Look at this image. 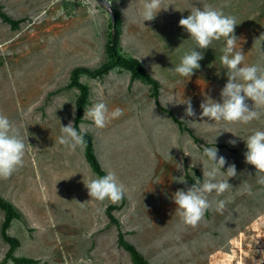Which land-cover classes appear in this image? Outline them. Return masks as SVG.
Returning <instances> with one entry per match:
<instances>
[{
  "label": "rangeland",
  "instance_id": "obj_1",
  "mask_svg": "<svg viewBox=\"0 0 264 264\" xmlns=\"http://www.w3.org/2000/svg\"><path fill=\"white\" fill-rule=\"evenodd\" d=\"M188 1L186 7L163 0L166 10H160L165 12L160 20L165 21L168 32L157 37L155 31L153 35L149 32L156 30L157 16L146 32L137 33L132 27L141 17L143 0H112L107 11L95 0L51 1L40 6L45 8L44 17L24 15L36 1L0 0V113L25 126L29 133L24 166L2 183L9 197L13 194L18 203L25 200L28 218L38 225L36 229L29 228L25 215L24 220L13 224L21 257L30 254L35 264H133L131 255L119 246L121 232L148 264H238L248 250V237L264 234V186L256 183L254 166L245 163L247 149L242 139L254 128L264 130V118L249 125L199 118V105L205 96L219 102L227 82L226 69L219 59L224 40L214 41L212 48L197 49L204 52V58L190 79L168 70L193 47L179 20L195 8L205 7L236 17L237 47L241 46L245 54L244 63L264 68V39L256 41L264 35V0ZM115 9L121 16L120 53L146 60L161 80L159 88L166 93L162 101L159 99L160 105L151 96V88L149 93L133 97L132 82L124 85L128 74L119 68L101 78L81 74V83L91 91L89 107L104 102L109 111L123 109V115L103 129H97L87 118L83 125L92 135L101 166L103 163L107 173H115L126 188L125 197L112 203L89 197L84 183L97 175L81 162L78 150L81 148L83 153V146L75 151L65 147L66 160H57L53 166L44 153L48 145L58 143L61 126L74 122L78 90L69 87L72 71L95 70L108 60L106 45ZM1 14L20 20L18 28L13 30ZM159 53L163 62L156 56ZM156 70L161 72L157 74ZM169 91H173L172 95ZM173 97L177 103L191 97L196 117H186L183 104L161 106ZM246 103L253 106L251 100ZM233 139L237 141L235 146L228 143ZM214 146L228 164H235L237 176L229 179L233 186L229 191L209 196L210 201H226L224 213H217L213 205L204 219L191 227L176 212L173 196L178 189L191 187L196 178L203 182V147ZM32 164L37 166L34 170L46 167V173L40 171L44 182L37 171L31 173ZM177 164H182V169ZM44 191L49 200L46 210L50 209L53 216L52 231L50 226L42 227L40 218ZM28 195L33 200L27 201ZM109 205L119 206L112 213L120 227L110 224L106 213ZM3 212L0 211V262L9 250L1 235ZM255 247L264 248V238Z\"/></svg>",
  "mask_w": 264,
  "mask_h": 264
},
{
  "label": "clouds",
  "instance_id": "obj_2",
  "mask_svg": "<svg viewBox=\"0 0 264 264\" xmlns=\"http://www.w3.org/2000/svg\"><path fill=\"white\" fill-rule=\"evenodd\" d=\"M111 4L112 0H105L103 9L107 11ZM162 4L163 0H143L140 9L143 22L153 21L161 9L166 10ZM236 25L238 23L235 16L212 7L195 8L186 18L179 20V26L189 34L193 47L183 54L177 65L168 69L173 74L190 79L195 71L201 68L199 62L204 58V52L197 51V49L206 50L212 48L214 41L224 40L219 59L222 68L226 69L227 82L220 91L219 102L206 95L200 103L199 107L202 111L199 118L201 120L207 118L211 122L249 125L253 121L264 118V111L260 110L264 109V68L244 63L245 54L241 46L237 47ZM261 39H264V35L256 41ZM248 100L253 102L252 107L246 103ZM167 103L185 105L184 115L186 117L197 115L191 97H183L179 103L173 97L165 105ZM122 115L123 109L116 108L109 111L104 102L94 103L84 111V117L91 120L97 129L107 127L113 119ZM22 127H24L23 134L21 133ZM61 133L57 142L70 151H75L85 144L83 125L78 131L74 123L69 121L67 126H61ZM28 136L29 133L25 126L11 121L6 115L0 113V179H9L24 166V158L29 145ZM242 139L247 149L244 153L245 163L254 166L257 174L256 183L264 186V130L254 128L246 138ZM228 143L235 146L237 141L233 139ZM202 156L206 158L205 163H202L203 182L196 178L191 187L187 190L178 189L173 196L176 212L183 223L191 227H196L213 205L217 213H224L226 201H210L209 196L213 193L221 196L229 191L233 187L229 179L237 176L235 164H228L224 156L218 155L217 147H203ZM226 164L228 167L223 170ZM177 165L182 169V164ZM84 184L89 197L95 201L109 200L117 203L126 195L125 186L118 182L113 172L96 176ZM248 192L251 195L250 188ZM261 238H264V234H254L248 237V250L241 255L238 264H264V248L255 247L259 245Z\"/></svg>",
  "mask_w": 264,
  "mask_h": 264
},
{
  "label": "trees",
  "instance_id": "obj_3",
  "mask_svg": "<svg viewBox=\"0 0 264 264\" xmlns=\"http://www.w3.org/2000/svg\"><path fill=\"white\" fill-rule=\"evenodd\" d=\"M5 23H8L13 30H16L21 23L20 20L11 19L6 14H1ZM109 39L106 45V54L108 60L100 68L95 70H89L86 68H75L72 71L69 87L77 88L79 95L76 100V115L74 118V127L79 131L80 124L83 122L84 111L89 105V87L79 81L81 74H87L93 78H101L105 74H108L113 69H124L131 73L132 80H141L151 88V96L159 102V83L153 79L143 68L142 63L136 58H128L120 53V36H121V16L115 9L113 13V20L110 24ZM85 144L84 155L86 161L91 166L93 172L97 176H103L106 172L101 168L98 159L94 152V143L92 135L85 131L84 135ZM119 207V206H118ZM117 206L109 205L106 208V213L109 218L110 224H116L120 227L119 221L114 217L113 211L118 209ZM0 210L4 211V221L1 225V235L3 240L9 245V250L6 253L4 259L0 264H7L8 261H12L15 264H35V260L25 257H16L14 252L20 246L19 241L8 235L7 230L14 219H22L21 213L11 203L7 202L0 193ZM119 246L126 250L130 255L133 264H148L143 255L135 248L134 245L124 239V235L119 232L118 235Z\"/></svg>",
  "mask_w": 264,
  "mask_h": 264
},
{
  "label": "crops",
  "instance_id": "obj_4",
  "mask_svg": "<svg viewBox=\"0 0 264 264\" xmlns=\"http://www.w3.org/2000/svg\"><path fill=\"white\" fill-rule=\"evenodd\" d=\"M17 1H22V0H17ZM32 1H36V4H34V3H31V5H29L28 7H27V9L25 10V14L24 15H27V14H35V15H37V16H42V17H44V12H45V8H42V7H45L46 6V3L48 4L49 2H51V1H58V0H32ZM169 2L173 5V6H176V5H180V6H186V7H188V5H189V1L188 0H169ZM42 5V7H40ZM140 7V6H139ZM161 13V14H160ZM163 13H165V12H162V11H159V14H157V17H159L158 18V22H157V24H155V27H156V30H149L153 25H151V23L153 22V21H144L143 22V20H142V17H139V20H137L136 21V23H134V25L132 26L133 27V29L134 30H136L137 31V33H142L143 31L144 32H146V30H149V32L150 33H152V35H153V33H154V31H155V33H157V37H159L160 36V34H163L164 35V33L165 34H167V32H168V30H166L165 28H164V20H160L161 19V16L163 15ZM170 14L172 13L171 11L169 12ZM23 15V16H24ZM161 15V16H160ZM22 17V16H21ZM19 18V17H18ZM18 18H16V19H18ZM162 27H163V29L164 30H166V31H163V29H162ZM170 30V29H169ZM172 31H174V27H173V25H172ZM171 31V32H172ZM160 52H161V50H160ZM122 54V53H121ZM122 55H124V54H122ZM125 56V55H124ZM156 56L158 57V60H160V62H163L164 60H163V56L161 55V53H159V54H156ZM125 57H128V58H135V57H131V56H125ZM137 59V58H136ZM138 60L142 63V65H143V68H144V70L153 78V79H155L158 83H159V85L160 84H162L161 83V80L159 79V77L155 74V73H153V71H152V69H151V66H148V63L146 62V60H143V59H141L140 57H138ZM155 60H156V58H155ZM122 70V69H121ZM124 70V69H123ZM124 71H126L127 72V74L128 75H126L125 76V78H127V79H125V83H124V85L126 84V86H129V84L128 83H130V82H132V85H131V95L133 96V97H135V96H140L141 95V93L142 94H144L145 92L146 93H149V90H150V86L149 85H147V84H145V83H143L141 80H132L131 79V73L129 72V71H127V70H124ZM157 72H159L158 70H156V73ZM161 72V71H160ZM159 72V73H160ZM158 74V73H157ZM108 76V75H107ZM106 77V76H105ZM82 78H83V76H81L80 75V77H79V81L80 82H82ZM173 87H175V88H177V85H174ZM123 88H126L125 86H123ZM128 88V87H127ZM71 89H75V88H71ZM77 89V88H76ZM78 90V89H77ZM163 88H159V99L162 101V98H164V95H162L163 93L165 94L166 92L164 91L163 92ZM145 91V92H144ZM181 91V90H180ZM172 92L173 91H169V93H170V95H172ZM125 93V92H124ZM150 94H151V90H150ZM176 94V93H175ZM78 95H79V90H78ZM90 96H91V91H90V88H89V103H90ZM78 97V96H77ZM147 98H149V96H147ZM140 99V100H139ZM138 99V103H140L141 102V98H139ZM77 100V99H76ZM76 100H75V108H76ZM160 101V102H161ZM162 103V102H161ZM165 105V103L164 104H162L161 106H164ZM167 108H170V107H172V104H166L165 105ZM87 107H89V105L87 106ZM138 107H140L139 105H137V107L136 108H138ZM130 108H131V106H130ZM165 109V108H164ZM164 109H160L162 112H166V110H164ZM138 110V109H137ZM75 118V117H74ZM85 117H83V122L80 124V126L81 125H85ZM173 120V119H172ZM173 122H174V120H173ZM175 123V122H174ZM86 132H89V131H86ZM90 133V132H89ZM53 141H56V139L54 140L53 139ZM58 141V140H57ZM49 146V147H48ZM47 146V150H46V152L44 153V154H46V159H47V161L49 160L50 161V164L53 166V165H55V163L57 162V160H66V157H65V154H64V151L66 150L65 149V146H63V145H60L59 143H56L55 145H53V146H50V145H48ZM81 147V146H80ZM81 152V148H79V150H78V154H79V157L81 158V162L82 163H84V165H86V166H88V168L93 172V170H92V168H91V166L89 165V163L86 161V158H85V155H84V146H83V153H80ZM94 152H95V144H94ZM96 155V154H95ZM96 157H98L97 159H98V162H99V160L101 161V158H99V156H96ZM102 163V162H101ZM31 164V163H30ZM99 164H100V162H99ZM42 166V168H40V169H38V170H34V169H36L37 168V166H34L33 164H32V167H31V173H33V174H35V172L36 173H38V175L39 176H41V178H42V172H40L41 171V169H43V171H44V173H46V167L45 166H43V165H41ZM100 166H101V164H100ZM36 167V168H35ZM40 167V166H39ZM101 168L105 171L106 169H107V167L106 166H104V164L102 163V166H101ZM106 172V174H107V170L105 171ZM94 173V172H93ZM41 174V175H40ZM95 174V173H94ZM12 178H13V175L11 176ZM2 180L3 179H0V193H1V196L7 201V202H9V203H11L13 206H15V208L21 213V215H22V219H14L12 222H11V224H10V226H9V228H8V230H7V233H8V235L9 236H11V237H14V238H16L15 236V233L13 232V224H15V222H21L22 220H24L25 219V217H24V215L26 216V219H27V221L29 222V228L31 227V228H38V225H36L35 224V221H32L31 219H29L28 218V214H30V212H29V210H28V207L26 206V204H25V200L23 201V203H18L17 202V199L13 196V194L12 195H10V197L8 196L9 194H6V192H5V187H4V185H3V183H2ZM41 182H44V178H42L41 179ZM10 186H12L11 187V189H10V191L12 190L13 191V179H12V181H11V184H10ZM19 188V185H17L16 186V189H18ZM38 191H39V189H38ZM47 193H45V191L43 192V194H41V204L44 206L43 207V210L41 211V213H42V216L40 217L41 218V221H42V227H49L50 226V231H52V226H53V224H52V220H53V216H52V214H51V211H50V209L49 210H46L47 209V205H48V201L49 200H47V198L46 197H48L47 195H46ZM42 196H44L43 198H42ZM32 197L30 196V195H28V198H27V201L29 200V199H31ZM32 200H33V198H32ZM34 200H35V198H34ZM40 204V203H39ZM1 211V210H0ZM3 212V211H2ZM4 213V212H3ZM4 216H5V214H4ZM31 221V222H30ZM17 239V238H16ZM18 240V239H17ZM19 241V240H18ZM19 243H20V241H19ZM20 248V246L15 250V252H14V254H15V256L16 257H18V256H23V254H20V250L21 249H19ZM16 253H18L19 255H17ZM20 256V257H21ZM25 256V255H24ZM29 256H30V254H29ZM29 256H26L25 258H27V257H29ZM31 257V256H30ZM29 257V258H30Z\"/></svg>",
  "mask_w": 264,
  "mask_h": 264
},
{
  "label": "water",
  "instance_id": "obj_5",
  "mask_svg": "<svg viewBox=\"0 0 264 264\" xmlns=\"http://www.w3.org/2000/svg\"><path fill=\"white\" fill-rule=\"evenodd\" d=\"M97 3L104 8V6H105V0H97ZM110 9H111V6H110Z\"/></svg>",
  "mask_w": 264,
  "mask_h": 264
}]
</instances>
